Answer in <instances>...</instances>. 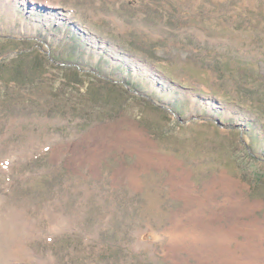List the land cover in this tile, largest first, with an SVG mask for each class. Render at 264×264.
I'll return each mask as SVG.
<instances>
[{
    "label": "rangeland",
    "instance_id": "374dc122",
    "mask_svg": "<svg viewBox=\"0 0 264 264\" xmlns=\"http://www.w3.org/2000/svg\"><path fill=\"white\" fill-rule=\"evenodd\" d=\"M0 264H264V0H0Z\"/></svg>",
    "mask_w": 264,
    "mask_h": 264
}]
</instances>
